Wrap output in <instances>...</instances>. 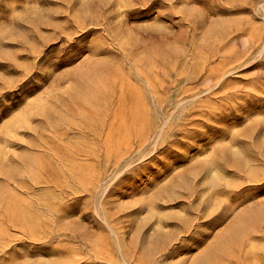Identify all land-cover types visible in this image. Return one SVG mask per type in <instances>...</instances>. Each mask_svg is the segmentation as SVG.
I'll return each mask as SVG.
<instances>
[{"label": "rangeland", "instance_id": "374dc122", "mask_svg": "<svg viewBox=\"0 0 264 264\" xmlns=\"http://www.w3.org/2000/svg\"><path fill=\"white\" fill-rule=\"evenodd\" d=\"M0 264H264V0H0Z\"/></svg>", "mask_w": 264, "mask_h": 264}, {"label": "bare ground", "instance_id": "6f19581e", "mask_svg": "<svg viewBox=\"0 0 264 264\" xmlns=\"http://www.w3.org/2000/svg\"><path fill=\"white\" fill-rule=\"evenodd\" d=\"M148 237V236H147ZM164 240H167V238H164ZM147 243V242H146ZM150 243V242H149ZM156 244V243H155ZM148 248H147V251H148V253L150 254V252H152L151 250H153L154 249V247H152V245L151 246H147Z\"/></svg>", "mask_w": 264, "mask_h": 264}]
</instances>
